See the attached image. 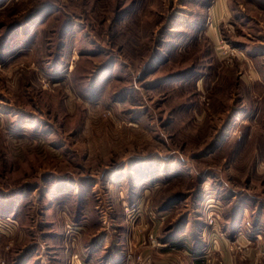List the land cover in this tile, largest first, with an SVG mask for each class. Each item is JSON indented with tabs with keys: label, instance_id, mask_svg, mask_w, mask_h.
Instances as JSON below:
<instances>
[{
	"label": "rangeland",
	"instance_id": "rangeland-1",
	"mask_svg": "<svg viewBox=\"0 0 264 264\" xmlns=\"http://www.w3.org/2000/svg\"><path fill=\"white\" fill-rule=\"evenodd\" d=\"M0 0V264H264V0Z\"/></svg>",
	"mask_w": 264,
	"mask_h": 264
},
{
	"label": "crops",
	"instance_id": "crops-1",
	"mask_svg": "<svg viewBox=\"0 0 264 264\" xmlns=\"http://www.w3.org/2000/svg\"><path fill=\"white\" fill-rule=\"evenodd\" d=\"M213 5L216 9L217 15L224 14L225 7H224V4H222L221 0H215Z\"/></svg>",
	"mask_w": 264,
	"mask_h": 264
}]
</instances>
